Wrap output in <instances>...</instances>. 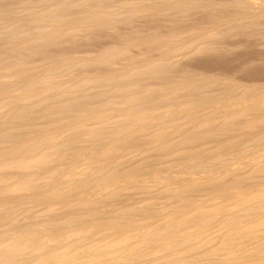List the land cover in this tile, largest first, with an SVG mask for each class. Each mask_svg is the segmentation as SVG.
Masks as SVG:
<instances>
[{
	"label": "bare ground",
	"instance_id": "bare-ground-1",
	"mask_svg": "<svg viewBox=\"0 0 264 264\" xmlns=\"http://www.w3.org/2000/svg\"><path fill=\"white\" fill-rule=\"evenodd\" d=\"M23 1L31 2V0ZM143 1L140 2L144 7L139 8L140 2L138 4L137 0V3L133 4L135 7L133 10L130 7L132 1L128 0L126 3L122 0L124 5L129 4L130 8L123 5L127 11L130 9L131 13L133 11L137 13L136 15L143 10L145 11L143 14H147L148 8L150 10L152 7L160 6L159 0L157 3L150 0L152 6L148 4V0ZM24 2L22 5L18 4L19 8L16 6L18 9L11 4L9 7L3 6L0 2V38L14 40L12 45L5 47L0 42L2 44L0 47H3L0 49V62L2 57L4 61H7L4 64L1 62L0 66V264H264V86L259 87L260 83H257L255 87L248 81L249 86L248 83H242L246 87L241 91L238 88L239 92L232 86L234 77L231 75L228 76L231 77V81L225 80L226 76H223L222 72L219 74L224 77L221 82L225 81L222 92L224 90L227 94L226 91L229 90V95H231L230 87L237 92L232 90L234 95L227 97V94V99L225 96L224 99L221 98L223 96L219 94L218 99L217 89L220 87L217 85L218 88L214 89L217 81L214 77L215 73L213 75L203 73L205 76H201L202 71H200L201 74L197 72V76L201 77H195L196 74L185 77L184 71L182 73L184 82L183 80L177 81L181 78L180 75L176 81L164 78L173 73L172 71L176 68L173 64L177 62L172 60L170 49L172 47L175 49L174 46L178 42L180 44L177 45L181 46V50L188 48L184 50L188 54L194 48L190 47L195 42L187 43L188 36L191 37L186 28L189 24L186 27L183 26L187 37L183 35L184 33H180L183 37L178 33L181 28L175 31H178L182 39L185 38L184 41L187 38L186 43L188 46L191 45L190 47L183 43V40L181 42L177 33H172L175 28L172 29L169 26L172 31L168 33V28L165 31L171 35H168L169 37L174 35L172 39L177 38V42L166 37L162 31H159L162 32L159 33L162 36L159 34L152 36V32L149 34L145 30L149 36L135 35L136 37L133 40L130 38L131 41H129L132 45L125 42V46L118 47L115 43L116 46L112 45L108 49L101 48L102 50L99 48L101 51L98 50L99 52L90 53L87 56L78 54L79 57H76V54H73L75 55L73 59H71L73 56H69L72 66L79 64L82 67L86 64L87 67L92 63L89 68H94V62L99 60L101 63L106 60L109 63L120 57L122 53L125 54L124 52L129 50L127 48L137 47L136 44L144 43L148 46V49L144 46L147 54L149 51L153 52L152 49H154L155 56L151 55V52L147 55L144 51L146 56L142 54L140 58H134L131 63L128 62L129 65L128 63L126 65L127 60L125 65L119 64L117 69L114 65L115 70L112 71L114 68H111L108 75L105 73H108L109 67L107 69L105 66L107 72H101L107 75L105 78L110 79V82H106L113 83V85L118 84L116 86L118 88H115L117 89L116 94H113L115 90L111 92L112 95L105 93L107 86L104 90L103 88L91 89L93 84L105 82L102 79L104 75H99L97 70L95 71L96 76L95 68L92 72H88L87 68V72L80 75V78L77 77L80 80L74 83H71L73 82L71 78L75 76L71 75L70 84H64V78L61 77L63 78L61 82L57 77L61 73L60 70H64L63 65L67 59L64 55L70 50L63 51L65 54L62 58L65 60L60 59L61 56L59 58L57 56L56 60L54 57L56 52L49 53L55 60H50V56L44 54L50 60L46 72L43 70L47 67L42 69L43 72L33 70L35 66L30 70L22 68L23 63L20 64L18 58L25 52L29 53L28 55H34L33 58L36 57V53L38 55L42 52L41 56L43 52L47 53L46 47L49 44L55 46L53 44L59 42L62 36L69 34V28L78 23L76 16L80 19L83 14L80 12L81 16L74 14L73 11L76 9L75 12L86 8L85 17L81 18L86 20L88 17L87 20H90L88 23L92 26L98 23L100 25L101 21L104 23L109 17L106 18L107 15L103 13L109 14L112 10L114 11L109 15L114 14L115 19H122L132 14L129 10L127 13L129 15H126L127 11L123 9L124 7L122 9L125 15L121 9V13L119 10L116 11L118 7L112 8L111 11L107 9V12H104L105 7L98 3L100 0L96 3L94 0H38L39 3L34 2L36 7L30 3L35 10ZM146 2L148 3L145 5ZM224 2L221 7L217 5L222 13H224L223 10L234 6L237 11H243L242 7H246L249 2L251 4H248V9L253 7L259 11L258 9L264 8V0H233L225 4ZM152 3L158 5L153 6ZM165 4L164 9H166ZM167 4H173V6L170 5L172 9L174 6L175 8L182 6L189 10L192 9L191 7L199 8L201 5H206V1L205 4H199L197 0H173V3L170 1ZM208 4L209 7L207 5L204 7H207L210 15V11L213 10L210 8L211 3ZM11 6L16 11L11 9ZM75 6L79 8L81 6L82 9L79 10ZM28 7L32 10L29 11ZM73 8L75 10L71 11ZM255 9L252 11L255 12ZM160 10L161 14L162 10ZM167 10L171 11L169 8ZM167 10L162 11V14H167ZM115 11L123 17L116 14V18L113 13ZM153 11H150L152 13L149 15L154 14L155 11L154 13ZM246 12L249 11L246 10ZM253 14H249L251 17L249 15V18L246 17L249 21L247 20V23L244 22L242 25L240 22L243 20H239V23L236 20L238 25L240 24L239 28H245V30L247 28V32L248 25L250 27L255 24L256 27L260 21H256L252 17ZM253 16L256 18L255 14ZM231 17L233 18V15ZM112 18L110 16V19ZM115 19L114 21H117ZM203 20L202 17L201 21ZM210 21L208 24L213 23ZM217 21L212 26L209 25L210 27L207 24V28H213V30L208 31L205 30L206 27H202L205 29L197 33L205 44L198 41L201 46L199 48L198 45L195 46V49L197 48L195 54L213 46L212 37L220 35L221 39V35L231 32L230 27L236 25H231L229 20L230 25L229 23L224 25V21L221 20L223 27H230L224 30H220L223 29L222 27L219 30L215 28V30L213 25L219 26L220 23ZM263 21L261 20L262 23ZM69 22L72 24L70 25ZM111 22L113 23L112 20ZM65 24L69 27H64ZM111 25L114 27V23ZM79 26L84 27L85 25L79 24ZM163 27L166 29L165 26ZM34 29H38V33L41 29L42 32L39 35H33ZM64 29H68L67 32ZM181 30L180 32H183ZM137 31L140 30L137 29ZM130 35L133 37L131 33ZM167 39L171 42L166 43ZM63 40L55 44L59 46L64 42ZM3 43L7 44L6 41ZM156 49L163 50V52L158 53ZM175 50L179 52L177 53L180 57V49ZM14 51L20 54L19 57L14 55V58L17 57L15 61L7 58V55H13ZM166 53L170 54L171 59L169 57L167 60ZM183 54L181 53V57ZM192 54L194 56V53ZM131 56H134L133 51ZM41 59L44 57L39 60ZM19 61L22 62V60ZM178 61L181 60L178 59ZM35 62H37L36 59ZM17 63L21 66L18 67ZM44 64L47 63L44 62ZM38 67L41 68L40 65ZM177 69L174 72L179 70ZM170 70L172 71L168 74ZM64 71L67 72V70ZM70 73L73 74V72ZM171 75L174 77L175 73ZM147 77L149 79L155 77L162 82L157 86L154 85L155 83H145L143 79ZM100 78L101 82H99ZM246 80L243 81L246 82ZM181 82L183 88H181ZM221 82L218 84L220 85ZM88 88L89 91L85 92ZM184 88L183 93H195L196 95L192 94L191 97L187 95L188 98L186 96L184 99L181 96L180 99L179 91L182 92ZM211 88L213 92L216 91V96L210 93ZM83 90L85 95H80ZM107 92H109V87ZM165 103L166 108L168 105L169 108L165 110L163 106L164 109L160 110ZM170 103L176 105L175 109L172 104L170 108ZM203 105L207 106L210 112L219 113L220 118H216L217 115L206 117L205 114L208 111L201 115L203 112L200 110L207 109ZM201 106L204 109L199 110ZM176 108L179 111L183 110L181 116L184 111L186 112L184 114L186 120L182 118L185 121L182 122L181 118H178L180 120L178 122L179 111L176 114ZM163 120L173 121L171 126L176 131L182 129L181 133V130H178L179 136L172 137L173 131L170 134L167 127H162V123L169 126ZM152 124L158 126L150 129ZM184 124L185 127L182 128ZM212 137L213 140L216 138V143L212 142L215 146L210 145L209 140ZM247 140H250L253 145H259V151L256 150V146L253 147L261 156L256 151H252L254 148H250L252 144ZM205 142L207 146H204ZM202 143H204L203 146H201ZM240 144L250 147L244 148ZM223 148H226V153H228L227 150L230 153L222 152ZM256 176L262 179L263 183L254 180L253 177L256 179ZM111 201H115L118 205L112 206Z\"/></svg>",
	"mask_w": 264,
	"mask_h": 264
},
{
	"label": "rangeland",
	"instance_id": "rangeland-1",
	"mask_svg": "<svg viewBox=\"0 0 264 264\" xmlns=\"http://www.w3.org/2000/svg\"><path fill=\"white\" fill-rule=\"evenodd\" d=\"M17 1V0H16ZM15 0H0V2H1V4L3 5V6H5V5H7V7H9L10 6V4L11 5H13V6H17L18 8H19V6H18V4H20L21 3V5L23 4V2L20 0V2H19V0L16 2ZM27 2H28V0H26ZM32 1H34V0H31V2ZM38 1V0H37ZM37 1H34V2H36V3H39V2H37ZM95 1V3L98 1H96V0H94ZM109 1H111V2H109ZM116 2L115 4L114 3H112V2ZM130 1H132V5H130V7H131V9H133L134 10V5L133 4H136L137 3V0H130ZM141 2H144L143 0H140ZM139 0H138V4H139V2H140ZM152 1H156V3H157V1L158 0H151V2ZM160 1V0H159ZM158 1V4L160 5V6H163L164 5V3H170V1H172V3H173V0H166L167 2H164L163 0V2H159ZM194 1V0H193ZM198 1V3L199 4H205V1H206V5L208 4V3H211V5H210V8H212V10L213 11H210V15H209V11H208V9H207V7H209L208 5H207V7L205 8L204 6H206V5H201V6H199V8L198 7H191L192 9H189L188 10V8H186V7H182V11H181V7H179V8H175V6L173 7L174 9H172V7L171 6H173V4L171 5V4H165V8L166 9H164V6L163 7H161V8H159L155 3L153 4V6L154 5H156L158 8H159V10L161 9L162 11H166L168 8L172 11H170V12H168L169 10H167V14H165V13H163L162 14V11H161V14H160V12H159V10H158V8L157 7H150L151 9L149 10V8H148V6H147V10H146V8H143V9H145L147 12V14H143V9H141V11L142 12H139L138 10H140L139 8H140V6H142L141 5V2H140V4L138 5L139 6V8H138V10L137 9H135V11L137 10L138 12H139V14L138 15H136L137 13H135V12H133L132 11V13H131V10H130V14H132V16L131 15H129V14H127V13H129L128 11H127V9L126 8H130L129 7V4H126V5H124L125 3L124 2H126V3H128V0H124V2H122V0H100V2H98V3H100V5L102 6L103 5V7H105L104 8V12H107V9H108V11H111L112 10V8L113 9H116V7H118V9H116V11H118L119 10V13H121L120 12V9L123 11V9H125V11H127L126 12V15H129V16H125V18L123 17V15H125V11H123L124 12V14L123 15H119V13L118 12H113V13H115V16H116V14H117V16H119V17H123L122 19H115V17H114V14H112V15H109V14H111L112 13V11H114V10H112L111 11V13L109 12V14L107 13H103V15H107L106 16V18H108L109 19V21H108V19H106L105 20V22H107L106 23V25H105V22L104 23H101L100 22V25H99V23L98 24H96V25H90L88 22H90V20H87V18H86V20H85V18L84 19H82L83 17H85V15H84V13L86 14V11L84 12V10H86V8H83L82 9V7L80 6V8L78 7V6H75V7H77V8H79V10L80 9H82V11H83V13H82V11H77L78 12V14H77V12H75L76 10H75V8H73V9H71V11L72 10H75V11H73V13L74 14H76V15H79V16H81L80 14H83L81 17H80V19H78V16H76L77 17V21H78V23L77 22H75V23H77L76 24V26H77V28H76V26H74V27H72V28H69V30L68 29H64L65 30V32H67V30H68V32H69V34L67 33V35H64V36H62V40L64 41L63 43H61L59 46L57 45V44H59V42H61L62 40L61 39H59L60 41L58 42H55V43H57V44H53V45H55V46H52L51 44H49V45H51L50 46V48H47L46 47V50H47V53H46V51H45V53L43 52V55L41 56L40 54L42 53H38V55H36L35 54V56L36 57H34L33 58V56L34 55H32V54H30V55H32L31 57H30V55H28V54H26L27 52H25V54H21V55H23V56H20V54H18V52L17 51H14L13 52V55L12 54H10V56L9 55H7V58H9V59H11V60H14L15 61V59L17 60V57H19L18 58V62H20V64H22V68H24L25 67V69H28V70H30V69H33V66H35L36 68L35 69H33V70H40V71H42V69L45 67H47V69H45V70H43V71H45L46 72V70H48V66H49V62H50V60H57L60 56V59L63 57V55L65 54L64 52H66L67 50H70V51H68L69 52V54H68V52H66V54L64 55V58L65 57H67V59H66V61H65V65H63L64 67V70H67V72L66 71H64L63 69H61L60 71H61V73L58 75V80L60 79L61 80V82L63 81V78H64V81H63V83L65 84V83H69L70 84V82L71 81H73V82H71V83H74V82H76V80L77 81H79L80 79V77L85 73V72H92L93 70H94V68H95V70H94V73H96L97 71H99V72H97L99 75H104V73L105 72H107L108 71V73H105V74H109L110 72H111V68L113 69L112 71H114L115 70V67H116V69H117V66H119V64L120 65H125V62H126V65H127V63L129 62V63H131L133 60H134V58L135 59H137V58H140L141 56H143V55H145L146 56V52H147V50L145 51L144 50V46L146 47L145 49H148L147 47L148 46H146L144 43L143 44H140V45H138V44H136L137 45V47L136 46H130L131 48H127V50L128 51H126V52H124L125 54H123L122 53V55H120V57H113L114 59L116 58V59H119V60H113V61H111V62H106V60H105V62L103 61V62H101L100 63V61L98 62V61H96V62H94L93 64V67L94 68H89L90 67V65H92V63L91 64H89V66L87 65V67H86V64H83L82 65V67L81 66H79V64H77L76 66H75V64H73V66H72V64L69 62L70 61V57L71 56H73V57H71V59H73V58H75V55H73V54H76V57H79V56H83V55H88V54H94V53H97V51L98 50H100L101 48L103 49V48H105V49H108L109 47H112V45L113 46H116V44L118 45V47L120 46V47H122L124 44H126L127 42H128V44L130 43L129 41H131V39L130 38H132V40L136 37V36H149V34H150V32H152L151 33V35L153 36L154 34H157V36H158V34L159 33H162L163 32V34L164 35H166V37L169 35L168 33H170L172 30H171V28L173 29V28H175V29H173L174 31H172V33H177L178 31H175L177 28H181L182 30H183V32H180V30L181 29H179V34L181 33V34H183V35H187L186 34V31L184 32V30H186V29H184L186 26H188V24H189V26L188 27H186L187 28V31H188V35H191V37H189L188 36V44L190 43V42H195V43H193L194 45H190V46H188V44L186 43V41H187V38H186V41H184L183 39H185V38H181L180 37V35L177 33V35H178V37L179 38H181V42H183V43H186L187 44V46L188 47H190V48H193V49H191V50H193V51H191L190 50V48H189V50L191 51H189V54L188 53H186L185 51L186 50H188V48L186 49V48H184L183 50H181V46L179 45H177L178 43L180 44V42H178V43H176V45L178 46H174V48L176 49H180V57L178 56V51L177 50H175V49H172V50H174L175 52H173L171 49H170V52H171V57H173L172 58V60H174V61H176L177 63L175 64H173V62H172V64L173 65H176L175 67V70L177 69V67H178V69L181 71H179L178 69V71L177 72H174L175 70H173L174 69V66L172 65V70H170V72H167L168 74L169 73H171V71L173 72V73H171V74H173L174 75V73H175V76H176V78H174V77H172V75L171 74H169V75H167V76H164V78H166L167 80H169V81H174V79H175V81H176V79L177 78H179V75L181 76V78H179V79H177V81H179V80H183V78L184 77H182V73H184V71H185V73H186V75H184L185 77L186 76H193L194 74H196V75H194L195 77H198V76H200V75H198L197 76V74L200 72V71H202L201 73H202V75L201 76H203L204 74L206 75V73H210V74H214V77L217 79V81H216V87H214V89H217L218 87H220V88H218L217 89V93H218V96H216V91H214L213 92V89H212V91H211V89L209 90V91H211L210 93H212L214 96H216L218 99L220 98V96H223V97H221V98H223L224 99V96L226 97V95H227V97H230L232 94L234 95V92L232 93V90L233 91H236V90H238V88H239V90L241 91V89H243L244 87H246L245 85H243L242 83H244V84H247L248 83V86H249V83L251 82L252 83V86H257L256 84L257 83H260V86L259 87H262V86H264V45H263V43H264V23H262L261 22V20L263 21L264 20V8L263 9H258L259 11H257V9H255V8H253V7H250V5H249V9H248V4L250 3H248L247 4V6L246 7H242L243 9V11H245L246 12V10H248L249 12H243V11H241V10H239V11H241V13L239 12V11H237V8L234 6L233 8L231 7V5H229L231 8H227V10L225 9V10H223V12L224 13H222V10H221V8H219V7H221L222 5H223V2H224V4L225 3H229V1L231 2V1H233V0H205L204 2L202 1V0H197ZM11 2V3H10ZM15 2V3H14ZM19 2V3H18ZM30 2V3H31ZM34 2L33 3H31V5L32 6H35L36 4H34ZM118 2H121V3H118ZM136 2V3H135ZM149 2V3H148ZM148 2H146L145 3V5L148 3L149 5L151 4L150 3V0H148ZM203 2V3H202ZM219 2V3H218ZM6 3H8V4H6ZM14 3V4H13ZM25 3V2H24ZM30 3H25V4H28V6L29 7H31L33 10H35L34 9V7H32L31 5H30ZM42 4H43V2H41ZM97 3V4H98ZM130 3V2H129ZM161 3V4H160ZM163 3V4H162ZM216 3H218V4H216ZM0 4V5H1ZM42 4H40V5H42ZM107 4V5H106ZM117 4V5H116ZM131 4V3H130ZM142 4H144V3H142ZM216 4V5H215ZM251 4V3H250ZM38 6H39V4H37ZM108 5H110L109 7H107ZM120 5H121V7H120ZM126 6V8L124 7V6ZM171 5V6H170ZM177 5V4H176ZM217 5H219V7L217 6ZM13 6H11L10 8L11 9H14L15 11H16V9H18L17 7H16V9L15 8H12ZM43 6V5H42ZM136 7H137V5H135ZM150 6H152V5H150ZM178 6V5H177ZM205 8H203V7ZM217 6V7H216ZM228 6V7H229ZM27 7V6H26ZM28 7V8H29ZM36 7V6H35ZM124 7V8H123ZM142 7H144V6H142ZM146 7V6H145ZM31 8H29V11L30 10H32ZM41 8V7H40ZM111 8V9H110ZM123 8V9H122ZM154 8V9H153ZM156 8V9H155ZM203 9V11H202V9ZM245 8V9H244ZM26 9V8H25ZM41 9H43V8H41ZM110 9V10H109ZM177 9L179 10V11H177ZM185 9H187V11L185 10ZM201 9V10H200ZM236 9V10H235ZM238 9H239V7H238ZM241 9V8H240ZM252 9L254 10L255 9V12L254 11H252ZM155 11V13H154V11ZM174 10H175V13H174ZM186 12H185V11ZM205 10V11H204ZM207 10V11H206ZM220 10H221V12H220ZM251 10V11H250ZM263 10V11H262ZM37 11H39V9L37 8ZM150 11H153V13L154 14H151V15H149V13H152V12H150ZM164 11V12H165ZM177 11V12H176ZM189 11V12H188ZM227 11V12H226ZM235 11H237V12H235ZM20 12H22V11H20ZM26 12V11H25ZM79 12H80V14H79ZM145 12V11H144ZM159 12V14H157ZM205 12H207L208 13V15H207V13H205ZM212 12V13H211ZM213 12L215 13V14H213ZM220 12V13H219ZM253 12H254V14H255V16H256V18L253 16L254 14H253ZM256 12H257V14H256ZM260 12V13H259ZM263 12V13H262ZM71 14H73L72 12H70ZM133 13H135V14H133ZM170 13V14H169ZM195 13V14H194ZM196 13H197V15H196ZM222 13V14H221ZM231 13V14H230ZM233 13V14H232ZM247 13H249L250 15L251 14H253L252 15V17L254 18V19H256V21L258 20V22L260 21V23L262 24V25H259L260 23H258L257 25H256V27H255V24L254 25H251L250 27H251V30H249L250 29V27H249V25L247 26L248 27V34H247V32H246V30H247V28H246V30H245V28H239V26H240V24L238 25V23L240 22L239 20H243L242 22H240L241 23V25H242V23H247V20L249 21V16L247 15ZM73 14V15H74ZM173 14H174V16H173ZM179 16H178V15ZM182 14V15H181ZM185 15V17H184V15ZM190 14V15H189ZM203 14V15H202ZM237 14V15H236ZM245 14V15H244ZM260 16H259V15ZM134 15V16H133ZM144 15V16H143ZM192 15V16H191ZM206 15V16H205ZM223 15V16H222ZM230 15V16H229ZM233 15V18L231 17ZM235 15V16H234ZM239 15H243L242 17H240ZM75 16V15H74ZM110 16H111V18L113 17L115 20H117V21H119V22H117V21H114V19L112 18V19H110ZM117 16H116V18H117ZM162 16V17H161ZM166 16V17H165ZM174 17V19H172V17ZM180 16H181V18H180ZM188 16V17H187ZM211 16H212V18H211ZM215 17V20L217 21V23H219L218 25L220 26H215V25H213L214 26V29L216 28H218V30H219V28H223V29H220V30H224V28H229L230 26H228V27H226V26H222L223 24H222V22H221V20L222 21H224L223 23H224V25H225V23H229V21H230V23H231V25L232 24H236V25H232L231 27H232V29H231V27H230V30H231V32L229 33V32H227V34L226 33H224L223 34V36L224 35H226V36H224V39H223V36L221 35V39H220V35H217L219 38H217V36H214V37H212V40H213V42H214V40H215V42L214 43H216V44H214L213 42H212V45L213 46H211L209 49H207V50H203V51H205V52H203V51H200V52H203V53H196L195 54V51H196V49H195V46L196 45H198V48L201 46V44H205L204 42H203V40L199 37V36H197V33L199 32V31H202V30H204L205 28H203L202 29V27H206V29L205 30H208L209 31V29H212L213 30V28H209L210 26H212V24H214V22H216L215 20H213V18ZM237 16H239L238 18H236ZM260 17V18H262V19H257L258 17ZM130 17H132V19L130 18ZM138 17V18H137ZM147 17V18H146ZM171 17V18H170ZM178 17V18H177ZM186 17H187V19H186ZM202 17H203V21H201L202 20ZM206 17V18H205ZM226 18V19H224V18ZM246 17H248L247 19H246ZM251 17V16H250ZM23 18V17H22ZM21 18V19H22ZM127 18V19H126ZM129 18V19H128ZM153 18V19H152ZM169 18V19H168ZM177 18V19H176ZM186 20H185V19ZM191 18V19H190ZM194 18L196 19V20H194ZM200 20H199V19ZM232 18V19H231ZM239 18H241V19H239ZM82 19V20H81ZM89 19V18H88ZM172 19V20H171ZM181 19V20H180ZM190 19V20H189ZM213 21H212V20ZM231 19V20H230ZM233 19H235V20H233ZM246 19V20H245ZM80 20V21H79ZM85 20V21H84ZM111 20L113 21V23H114V27H112L113 25H111V24H113L112 22H111ZM125 20V21H124ZM169 20V21H168ZM177 20V21H176ZM188 20V21H187ZM198 20V21H197ZM212 21L213 23H210V24H208L209 22L208 21ZM229 20V21H228ZM236 20H237V22H236ZM124 23H122V22ZM127 21V22H126ZM129 21H131V22H129ZM153 21V22H152ZM156 21V22H155ZM165 21H166V23H165ZM191 21V22H190ZM194 21H196L195 23H194ZM210 21V22H211ZM227 21V22H226ZM68 22V21H67ZM72 22V21H71ZM71 22H69L70 23V25L72 24ZM79 22H82V23H84V24H81V23H79ZM85 22H87L86 24H85ZM111 24H110V23ZM174 22V23H173ZM177 22V23H176ZM182 22V23H181ZM185 22H187L186 24H185ZM194 24H193V23ZM201 22V23H200ZM206 22V23H205ZM235 22V23H234ZM264 22V21H263ZM120 23H122V24H120ZM129 23V24H128ZM159 23V24H158ZM161 23V24H160ZM163 23V24H162ZM230 23L228 24V25H230ZM66 24H68V23H66ZM65 24V26L64 27H69V25H66ZM73 24H74V21H73ZM79 24L80 25H82V26H84V27H81V26H79ZM89 24V25H88ZM93 24V23H92ZM95 24V23H94ZM103 26H102V25ZM115 24H117V25H115ZM128 24V25H127ZM181 24V25H180ZM202 24V25H201ZM207 24H208V28H207ZM216 24V23H215ZM226 24V25H227ZM87 25V26H86ZM105 25V26H104ZM121 25H122V27H121ZM196 26V27H192V26ZM238 25V26H237ZM48 26V25H47ZM88 26H90L89 28H88ZM136 26V27H135ZM150 26V27H149ZM155 26V27H154ZM159 26V27H158ZM163 26H165V28L166 29H164V27L162 28ZM171 28H170V27ZM179 26V27H178ZM183 26H185V27H182ZM237 26V27H236ZM252 26H254L255 28H253ZM260 26V27H259ZM86 27V28H85ZM93 27H95V28H93ZM102 27H104V28H102ZM133 27V28H132ZM142 28V29H140V28ZM160 27H161V29H160ZM74 28L78 31V29H80L78 32L76 31V30H74ZM84 28V29H83ZM111 28V29H110ZM115 28V29H114ZM119 28H121V29H119ZM147 28V29H146ZM150 28V29H149ZM155 28V29H154ZM167 28L169 29L168 31H167ZM194 28L196 29V30H194ZM253 28V29H252ZM259 28V29H258ZM87 29V30H86ZM91 29V31H89ZM93 29H97V30H93ZM99 29V30H98ZM101 29V30H100ZM103 29V30H102ZM131 29V30H130ZM137 29H139L140 31H137ZM144 29V30H143ZM149 29V30H148ZM157 30V31H154V30ZM215 29V30H216ZM241 29V30H240ZM242 29H243V31H242ZM256 30V31H253V30ZM38 29H34L33 31H31V33L33 34V35H39L41 32H42V30L40 29V31L41 32H39L38 33V31H37ZM76 32V34H75V32ZM83 30V31H82ZM117 30V31H116ZM130 30V31H129ZM148 31V33L149 34H147V32L146 31ZM168 32V33H166V31ZM171 30V31H170ZM181 30V31H182ZM73 31V32H72ZM81 31V32H80ZM88 32V34H87V32ZM132 31V32H131ZM143 31H145V33H143ZM159 31H162V32H159ZM165 31V32H164ZM170 31V32H169ZM234 31V32H233ZM238 31V32H237ZM71 32V33H70ZM140 32V33H139ZM79 33H81V34H79ZM130 33L133 35V37L130 35ZM134 33V34H133ZM138 33V34H137ZM171 33V34H172ZM234 33V34H233ZM245 35H244V34ZM254 34V35H252V34ZM259 35H258V34ZM73 36H72V35ZM86 34V35H85ZM127 34H128V36H127ZM141 34V35H140ZM242 34V35H241ZM71 35V36H70ZM136 35V36H135ZM150 35V36H151ZM159 35H161L162 36V34H159ZM176 35V34H175ZM194 35V36H193ZM66 36L70 39H68V38H66ZM75 36H77V38L75 37ZM80 36V37H79ZM82 36V37H81ZM130 36V37H129ZM155 36V35H154ZM169 36H171V35H169ZM168 36V38L170 39L171 38V40H173V41H176L177 40V38H173L172 39V37L174 36V35H172V37H169ZM182 36V35H181ZM193 36V37H192ZM73 37H75V38H73ZM183 37V36H182ZM187 37V36H186ZM216 37V39H214ZM226 37V38H225ZM256 37V38H255ZM65 38H66V41H65ZM193 40H192V39ZM5 39H7V38H5ZM71 39H73V40H71ZM122 39V40H121ZM130 39V40H129ZM175 39V40H174ZM221 40V41H219V40ZM0 40H2V41H0L2 44H0V45H2L3 47H5V46H10V45H12L13 43H14V40L12 39V41L9 39V40H4V38H0ZM68 40H69V42H68ZM183 40V41H182ZM224 40V41H223ZM7 42V44L6 43H3V42ZM10 41V42H9ZM73 41V42H72ZM119 41H120V43H119ZM121 41H122V43H121ZM168 41V42H167ZM172 41V42H173ZM178 41V40H177ZM176 41V42H177ZM201 43V41L203 42V43H199V42ZM217 41V42H216ZM218 41H219V44L217 45V43H218ZM223 41V42H222ZM11 43V44H9V43ZM72 44H71V43ZM126 42V43H125ZM169 42H171L170 40H166V43H169ZM116 43V44H115ZM174 43V42H173ZM63 44V45H62ZM66 44V45H65ZM115 44V45H114ZM182 44V43H181ZM190 44H192V43H190ZM224 44V45H223ZM57 45V46H56ZM106 45H107V47H106ZM111 45V46H110ZM130 45H132L131 43H130ZM174 45V44H173ZM214 45H215V47H214ZM231 45V46H230ZM1 46V47H2ZM60 46H61V48H60ZM63 46V47H62ZM66 48H65V47ZM104 46V47H103ZM125 46V45H124ZM164 46V45H163ZM1 47H0V49H1ZM2 47V48H3ZM57 49H56V48ZM70 47V48H69ZM129 47V46H128ZM134 47V48H133ZM136 47V48H135ZM139 47V48H138ZM165 47V46H164ZM197 47V46H196ZM212 47H214V48H212ZM51 48H53V50L51 51ZM55 48V49H54ZM59 48V49H58ZM64 48V49H63ZM97 48V49H96ZM100 48V49H99ZM138 48V49H137ZM212 48V49H211ZM222 48V49H221ZM49 49H50V51H49ZM79 49V50H78ZM86 49V50H85ZM101 49V50H102ZM131 49V50H130ZM213 49H215L214 51H213ZM58 50V51H57ZM92 50V51H91ZM100 50V51H101ZM153 50V52H151V51H149L148 52V54L147 55H149V53L151 54V55H153V56H155L156 54H155V50L154 49H152ZM157 51L156 52H158L159 53V51H162L163 52V50H158V49H156ZM185 50V51H184ZM54 51V52H53ZM60 51V52H59ZM64 51V52H63ZM132 51H133V55L135 56H131L132 55ZM134 51H135V54H134ZM137 51V52H136ZM144 51H145V53H144ZM17 53V54H14V53ZM56 52V53H55ZM63 52V54H61ZM99 52V51H98ZM169 52V50H168V53H170ZM183 52H184V54H185V56H184V54H183ZM188 52V51H187ZM49 53H55L54 54V57H55V59H54V57L52 56V55H50ZM129 53H131V55L129 54ZM157 53V54H158ZM168 53H166L167 55H166V57H167V60H169V57H170V54H168ZM172 53H174L173 55H176V56H178L177 58L175 57V56H173L172 55ZM181 53L183 54L182 55V57H181ZM192 53H194V56H193V54ZM44 54L45 55H47L48 57H49V59L50 60H48V57L47 56H44ZM60 54V55H59ZM71 54V55H70ZM79 54V56H77ZM143 54V55H142ZM199 55V57H198V55ZM203 54V55H202ZM14 55H18L17 57H15L14 58ZM128 55H130V58L132 59H128L127 57H129ZM169 55V56H168ZM187 55H189V56H187ZM9 56V57H8ZM27 56V57H26ZM37 56H39V57H37ZM41 56V57H40ZM57 56H58V58H57ZM70 56V57H69ZM184 56V57H183ZM22 57V58H21ZM44 57V59H41V60H39L40 58H43ZM171 57H170V59H171ZM176 58V60H175V58ZM186 57V58H185ZM191 57V58H190ZM3 58L4 57H2V60H1V62H2V64H4V63H7V61L5 62L4 60H3ZM6 58V59H7ZM14 58V59H13ZM31 60H29V59ZM64 58H62L63 60H65ZM121 58H122V60H121ZM126 58V59H125ZM183 58V59H182ZM35 59H36V61L37 62H35ZM38 59V60H37ZM46 59V60H45ZM69 59V60H68ZM178 59L179 60H181V61H178ZM19 60H22V62L21 61H19ZM33 60H34V62H33ZM24 61H25V63H24ZM30 61V62H29ZM39 61V62H38ZM41 61V62H40ZM1 62H0V66H1ZM43 62V63H42ZM44 62L45 63H47L46 65L44 64ZM181 62H182V64H181ZM29 63H31V64H29ZM39 63V65L41 66V68L40 67H38L37 66V64ZM69 63V64H68ZM103 63V64H102ZM106 63H107V65H106ZM117 63V64H116ZM129 63H128V65H129ZM180 65H179V64ZM18 64V63H17ZM20 64H18L17 66L19 67V66H21ZM36 64V65H35ZM44 66H43V65ZM70 64H71V66H70ZM102 64V65H101ZM108 64H110L109 66H108ZM184 64V65H183ZM190 64V65H189ZM193 64V65H192ZM81 65V64H80ZM114 65H115V67H114ZM180 67H179V66ZM16 66V67H17ZM26 66H27V68H26ZM43 66V67H42ZM105 66H106V68L108 69V67H109V69H110V71H109V69L107 70V71H105L106 70V68H105ZM110 66H112V67H110ZM181 66H182V68H181ZM187 66H190V67H187ZM66 67V68H65ZM78 67H81V68H79L78 69ZM92 67V66H91ZM100 67V68H99ZM120 67H123V66H120ZM120 67H118V68H120ZM21 68V67H20ZM76 68H77V70H76ZM87 68H88V70H87ZM102 68H103V70H102ZM196 68V69H195ZM218 68V69H217ZM93 69V70H92ZM99 69V70H98ZM184 69V70H183ZM188 69V70H187ZM204 69H205V71H204ZM216 69V70H215ZM220 69V70H219ZM69 70V71H68ZM83 70H85V71H83ZM87 70V71H86ZM91 70V71H90ZM97 70V71H96ZM42 71V72H43ZM75 71H78V72H75ZM81 73H80V72ZM96 71V72H95ZM104 71V73H102V72ZM183 71V72H182ZM228 71V72H227ZM229 71L231 72V73H229ZM234 71H235V73H234ZM44 72V73H45ZM48 72V71H47ZM70 72H73V74L72 73H70ZM179 72V73H178ZM191 72V73H190ZM198 72V73H197ZM222 72H223V76H226L225 78L223 77V76H221V75H219V74H222ZM97 73H96V76H97ZM177 73V74H176ZM187 73H190V74H187ZM193 73V74H192ZM201 73H199V74H201ZM204 73V74H203ZM228 75H227V74ZM67 74V75H66ZM75 74V75H74ZM210 74H208V75H210ZM244 74V75H243ZM68 75H69V78H68ZM75 76L76 78L77 77H79L80 75V77L79 78H77V79H75V77H72V76ZM98 75V76H99ZM107 75H104L103 76V80L105 81V82H103L102 81V79L99 81V82H101V83H96V84H93V86L91 87V89L92 90H96V89H98V90H100V89H102L103 88V90L106 88V86H107V90H108V87H109V92H107V90L105 89L104 90V92L105 93H108V95L109 94H111L112 95V93H113V91H114V93L113 94H116L117 93V89H115V88H118V87H116L117 85L116 84H114L113 85V83H108V82H110V79H107V78H105ZM204 75V76H205ZM220 77H219V76ZM232 75V77H234V80H235V82H234V80L232 79V81H233V83H235V84H233L232 82V86H233V88L234 89H236V90H234L232 87H230L229 89L231 90V95H229L230 94V92H229V90L228 91H226V93L227 94H225L224 92V90H223V92H222V90L221 89H223L222 88V86H224V84L223 83H225V81H222L221 82V80L224 78L225 80L226 79H229L230 80V78L231 77H228V76H231ZM263 75V76H262ZM67 76V77H66ZM72 78H71V77ZM170 76V77H169ZM200 76V77H201ZM60 77V78H59ZM61 77H63L62 79H61ZM65 77L67 78V79H65ZM169 77V78H168ZM250 77V78H249ZM72 80H71V79ZM73 78L75 79V80H73ZM105 78V79H104ZM152 78V77H151ZM149 79V77H147V78H144L143 80H144V82L145 83H155L154 85L155 86H157V84H160V82H162V80H160V79H157V78H155V77H153L152 79ZM171 78V79H170ZM221 78V79H220ZM69 79V80H68ZM99 79V78H98ZM107 79V80H106ZM223 79V80H224ZM247 79V80H246ZM59 80V81H60ZM71 80V81H70ZM153 80V81H152ZM158 80V81H157ZM220 80V81H219ZM236 80H237V82H236ZM240 80V81H239ZM243 80H246V82L245 81H243ZM69 81V82H68ZM106 81H108V82H106ZM157 81V82H156ZM231 81V80H230ZM248 81H250V82H248ZM114 82V81H113ZM123 82V81H122ZM121 82V83H122ZM182 82H184V80L182 81ZM182 82H181V86H182ZM219 82H221L220 83V85L218 84ZM118 83V82H117ZM144 83V84H145ZM231 83H229V84H231ZM237 83V84H236ZM255 83V84H254ZM105 84H107V85H105ZM223 84V85H222ZM217 85H218V87H217ZM235 85V86H234ZM230 86V85H229ZM250 86H251V84H250ZM236 87V88H235ZM258 87V88H259ZM94 88H96V89H94ZM181 88H183V86L181 87ZM180 88V89H181ZM232 88V89H231ZM90 89V90H91ZM179 89V90H180ZM91 90V91H92ZM111 90V91H110ZM219 90V91H218ZM238 90V91H239ZM87 91H89V88L86 90L85 89V92H87ZM90 91V92H91ZM182 91V90H181ZM185 91V88H184V90L182 91V92H180L179 91V93L181 94H179L178 95V97L181 99V96H182V99H184V98H186V96L187 95H189V97H191V95L193 94H195V93H188V92H185V93H183ZM239 91V92H240ZM81 92H83V93H81L80 95H85V93H84V90L83 91H81ZM112 92V93H111ZM221 92V93H220ZM237 92V91H236ZM236 92H235V94H236ZM238 92V93H239ZM89 93V92H88ZM183 93V94H182ZM222 93H224V95L222 94ZM87 94V93H86ZM219 94H221L220 96H219ZM183 95H185V97L183 96ZM192 95V96H193ZM196 95V94H195ZM194 95V96H195ZM227 97H226V99H227ZM187 98H188V96H187ZM220 100H222V99H220ZM169 103H167V105H168ZM171 104L173 105V107H174V109H175V106L176 105H174L173 103H170V108H172V106H171ZM165 107V110L166 109H168L169 108V105L167 106L168 108H166V103L164 104V105H162L161 106V108H160V110H162V108L164 109V107ZM204 107H206L207 108V106H205V105H203ZM203 106H201L200 108H199V110L201 109V108H203L204 109V107ZM198 110V111H199ZM177 111H179V109H177L176 108V110H175V112H176V114H177ZM181 111H183V110H180L179 111V116L177 117V119L179 118H181L180 120L183 122V121H185L186 120V117H184L185 115V111L183 112L184 114H183V116H181L182 115V113H181ZM200 111L201 112H203L202 114L200 113ZM198 113H200L201 115H204L205 113H207V111H208V115L207 114H205L206 115V117L208 116V117H216V115H217V117L216 118H220V115H218L217 113H215L214 114V112H210L211 110L209 109V108H207L206 110L204 109L203 111L202 110H200ZM205 111V112H204ZM211 115H213V116H211ZM181 114V115H180ZM248 116H250L249 114H247ZM177 116V115H176ZM185 118V120H183L184 118ZM205 117V116H204ZM183 118V119H182ZM177 119H176V121H177ZM178 119V122L180 121ZM161 121V120H160ZM168 120H166V121H164L163 120V122H166V123H168V124H166V125H169V126H165L164 125V123H162V127L163 128H165V127H167L168 128V131L170 130V134H172L173 133V136L172 137H174V135H176V136H179V134H178V130L180 131V133L182 132V129H177V131L174 129V127H172L171 126V122H173V121H168ZM162 122V121H161ZM170 123V124H169ZM188 124H190L189 122H187ZM186 124V123H185ZM185 124H184V126L182 127V128H184L185 127ZM188 124H186V126H189ZM164 125V126H163ZM154 126H155V124L153 125L152 124V127L150 128V129H152V128H154ZM156 126H158V125H156ZM155 126V127H156ZM167 131V130H166ZM167 131V132H168ZM173 131V132H172ZM172 132V133H171ZM175 133V134H174ZM169 134V135H170ZM216 139V138H215ZM215 139L213 140V137H212V139H210L209 140V142H215L216 143V141H215ZM217 140H218V138H217ZM250 144H252L251 145V147L250 146H248V147H246L245 145H241V146H244V148H254L256 145H253V143L250 141V140H247ZM207 143H208V141H207ZM210 143V145L211 146H215V143H214V145H213V143L211 144ZM218 143V142H217ZM243 143V142H242ZM244 143L247 145V143L244 141ZM243 143V144H244ZM203 144L204 143H202L201 144V146H203ZM205 144H206V142H205ZM209 144V143H208ZM249 145V144H248ZM204 146H207V144L206 145H204ZM254 146V147H253ZM208 147H209V145H208ZM227 148V147H226ZM226 148L224 149H222V152H225L226 153ZM240 148H242V147H240ZM243 148V149H244ZM255 148H257L256 150H258L259 151V145H257ZM255 148L252 150L253 152H255L256 150H255ZM228 149V148H227ZM230 149V148H229ZM251 149H249V151L251 150ZM224 150V151H223ZM245 151H248V150H245ZM227 152L228 153H226V154H229L230 153V151L229 150H227ZM223 154L224 156L226 155V154ZM256 153L257 154H259L260 155V153L259 152H257L256 151ZM261 156V155H260ZM226 157V156H225ZM257 177L258 176H256V179H255V177H253V179L254 180H257V181H261V183H263L264 181V179L262 180V179H260L259 177H258V179H257ZM253 180V181H254ZM263 181V182H262ZM264 184V183H263ZM139 195V194H138ZM140 196V195H139ZM159 202H161V201H159ZM115 203V204H114ZM162 203H163V201H162ZM110 204L112 205V206H117L118 204L115 202V201H111L110 202ZM158 204H161V203H158Z\"/></svg>",
	"mask_w": 264,
	"mask_h": 264
}]
</instances>
